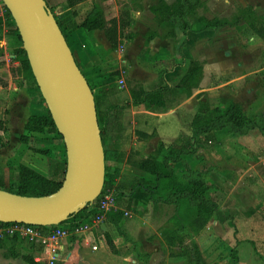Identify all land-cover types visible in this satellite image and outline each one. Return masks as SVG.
I'll return each mask as SVG.
<instances>
[{
    "label": "rangeland",
    "instance_id": "374dc122",
    "mask_svg": "<svg viewBox=\"0 0 264 264\" xmlns=\"http://www.w3.org/2000/svg\"><path fill=\"white\" fill-rule=\"evenodd\" d=\"M159 1L84 0L69 6L67 0H46L47 3L44 0L48 10L52 8L58 18L64 16L70 25L80 23L94 3L100 5L106 25L110 24V20L116 21L118 40L115 47L109 44L103 28L73 29L69 45L75 62L89 80H102L99 77L102 74L106 76L115 72L112 78L120 98H129L130 89L137 86H165L163 94L156 91L154 112H150L147 115L149 119L142 120L140 124L142 130L150 133L143 131L144 135L135 134L133 118L134 115L137 118L138 113L134 114V110L142 107L125 109L123 118L129 139L119 144L124 151V159L118 164L117 182L128 184L141 180L145 184H153V177L136 168L133 162L149 155L158 144L165 149L171 148L172 144L180 141L182 132L189 133L182 119L196 112L201 99H206L212 107L224 106L235 100L246 114H262L264 122V40L257 35L249 36V23L235 18L239 10L251 7L257 14L256 23H264V0H201L203 5L198 8L199 14L208 18H224L230 24L216 29L214 33L194 35L191 43L183 46V55L175 48V38L166 44L157 42L153 46L139 36L143 35L141 32L147 26L154 25L149 7ZM2 13L0 2V79L3 82L0 87V117L7 129L0 130V177L15 187L19 158L50 177L56 161L62 158V149L61 141L52 139V135L46 132H26L31 135L28 143L20 142L24 121L31 114H45L47 106L41 102V94L32 80L16 71L19 61L13 51L12 34L15 31L11 22H5ZM115 49L122 51L126 63L122 56L118 60ZM128 54L132 58L129 59ZM192 60L202 64L199 88L181 101V98L174 97L178 94L175 85ZM89 69L96 71L89 74ZM121 79L122 84L119 83ZM199 90L201 94L196 95ZM165 106V112L170 114L159 116L155 113L165 109ZM155 124L162 133L161 139ZM27 148L47 151L39 153ZM187 162L201 170H208L209 181L216 186L211 193L218 202V211L199 235V247L204 258L217 264H264V132L258 128L246 135L227 129L216 131L211 143L195 142V151L188 155ZM175 170L181 172L179 166ZM60 177L57 175L55 178ZM131 202L120 205L124 211L120 227L108 224L105 219L89 224L91 229L85 233H90V244L82 243L84 233H79L74 239L68 237L65 245L77 240L79 253L68 261L57 260L54 264H183V260L169 257V250L158 231L161 223L152 215L151 207L148 205L145 212L142 204ZM107 236L112 237L117 245L110 247ZM93 245L97 246V250L92 251ZM233 248L237 252L236 261L231 255ZM41 250L38 243L27 240L20 243L23 254L36 257L41 255ZM115 251L118 254H114ZM59 253L62 255V252ZM139 254L147 256L140 257ZM0 264L27 263L21 257L7 261L2 258L1 251Z\"/></svg>",
    "mask_w": 264,
    "mask_h": 264
},
{
    "label": "trees",
    "instance_id": "16d2710c",
    "mask_svg": "<svg viewBox=\"0 0 264 264\" xmlns=\"http://www.w3.org/2000/svg\"><path fill=\"white\" fill-rule=\"evenodd\" d=\"M81 1L84 0H67V4L71 6ZM202 5L201 0H172L170 2L161 0L151 5L149 10L153 16L154 25L149 28L147 39L155 36H160L161 38L174 37L177 40L176 48L181 51L189 36L193 37L196 33L216 30L226 24H230L224 18H208L199 14L198 8ZM2 6L5 22L7 24L11 22L15 31L12 34L14 38L13 45L15 46L13 51L19 61V68L16 71L20 72L23 75L22 77L31 79L39 91L26 52L22 48L21 38L15 23L3 3ZM49 10L53 14L68 45L70 44L73 29L75 27H83L91 30L103 28L111 47L116 46L118 28L116 21L110 20V24L106 25L98 3H94L85 18L75 25H70L69 21L63 18L64 16L58 18L52 8L49 7ZM235 18L236 20L242 18L249 23V30L247 31L249 36L257 35L264 40V23H256L257 14L251 7L239 10V15L235 16ZM120 27H122L121 24ZM1 54L2 51L0 49ZM1 63L0 61V66ZM78 67L80 68L79 65ZM81 72L85 76L82 70ZM114 74L115 72L106 76L102 74L99 77L103 79L100 80L98 78L99 80L96 81L89 80L85 76L94 94L104 152L105 173L101 191L106 188H113L116 194L117 208L109 211L105 220L114 225H120L124 217V211L120 208V205H125V202L130 203L132 201L131 203L134 205L142 204L145 212L148 211L147 207L149 205L152 215L161 223L158 231L169 250L171 259L183 260V264H217L208 262L204 258L195 240V236L205 228L212 216L218 211V202L211 193V189L216 186L209 181L208 170H201L196 165H191L187 162V157L195 151L196 141L206 144L208 142L211 143L215 139L216 131L227 129L238 135H246L250 130L258 128L264 132L262 114H246L240 104L233 100H230L224 106L214 107H211L205 100H199L196 112L192 116L185 115V118L182 119L184 127H187L189 133L182 132L180 141L172 144L171 148L165 149L162 144H158L149 155L138 158L133 162L136 168L153 177V184H145L141 180H135L134 183L128 184L117 182L118 164L124 159V151L119 148V144L129 139L127 126L123 121L124 111L128 107L129 102L134 106L142 104L151 108L157 103L156 91L163 94L165 86L159 85L153 90L132 88L130 91L131 101H129L119 97L117 85L112 80ZM201 76V62L192 60L175 85V88L178 92L189 96L192 89L198 86ZM2 85L3 82L0 79V87ZM41 99V102L45 104L42 96ZM23 129L24 131L20 136L21 144L28 143L30 139L31 135L26 132L31 134L46 132L52 135V139H59L61 141L62 158L56 161L50 177L22 163L19 158L15 187L7 184L3 177H0V188L24 196L40 197L49 195L60 187L65 173L66 155L62 136L57 131L48 109H46L45 114L29 115L24 122ZM0 130H7L1 117ZM135 134L144 135V132L136 130ZM1 145L0 143V147ZM27 149L39 153L47 151V149ZM178 166L183 168L180 173L175 170ZM57 175L61 176L60 179L55 178ZM99 197L86 202L84 208L71 213L59 224L38 226V228L46 233L52 227L59 226L69 230V238L74 239L77 236L74 233L75 228L90 224L93 217L98 214ZM0 224L5 225L7 223L0 222ZM23 240L25 239L20 238L17 234L1 237L0 250L2 251V256L7 259L21 257L27 264H43L35 261V257L32 254H23L20 251V243ZM107 243L110 247H113L112 239L109 236H107ZM231 255L233 260L236 261L237 252L235 248L232 249ZM139 256L146 257L147 254H139Z\"/></svg>",
    "mask_w": 264,
    "mask_h": 264
},
{
    "label": "water",
    "instance_id": "95a60500",
    "mask_svg": "<svg viewBox=\"0 0 264 264\" xmlns=\"http://www.w3.org/2000/svg\"><path fill=\"white\" fill-rule=\"evenodd\" d=\"M1 1L62 136L66 168L60 187L49 195L24 196L0 188V222L57 225L102 190L105 162L94 94L44 0Z\"/></svg>",
    "mask_w": 264,
    "mask_h": 264
},
{
    "label": "built area",
    "instance_id": "2783aa9c",
    "mask_svg": "<svg viewBox=\"0 0 264 264\" xmlns=\"http://www.w3.org/2000/svg\"><path fill=\"white\" fill-rule=\"evenodd\" d=\"M119 83L122 84L123 80L121 79ZM99 196L97 205L98 214L93 217L92 222L90 223L92 225L104 220L106 214L116 207V194L113 188L104 189V191L100 192ZM125 214H127V212H125ZM88 228L89 224H84L75 228L74 233L79 234ZM13 234H17L20 238L25 239L30 243H38L41 246V255L36 256L34 258L35 261H46L48 264H54L55 261L59 260V244L62 239L70 235V231L59 226H54L44 233L36 225L17 222H8L5 225L0 224V238L4 235ZM92 249H97V246L93 245Z\"/></svg>",
    "mask_w": 264,
    "mask_h": 264
},
{
    "label": "crops",
    "instance_id": "0c3cea01",
    "mask_svg": "<svg viewBox=\"0 0 264 264\" xmlns=\"http://www.w3.org/2000/svg\"><path fill=\"white\" fill-rule=\"evenodd\" d=\"M2 14H4V13H2ZM5 20V19H4ZM149 28H151L150 26H147V28H145L144 30H142V32H141V34H143L142 36L141 35H139L140 36V38H143L144 40H145V43H150L151 42V45H156L157 44V42H160V43H167V42H169V40L170 39H172V38H174V37H170V38H161L160 36H155V37H153V38H150V39H147V32H148V30H149ZM215 32V30H208V31H202V32H200V33H196V35H200L201 33H214ZM104 35H105V32H104ZM105 37H106V35H105ZM198 37H200V36H198ZM193 38H194V36H193ZM192 38V39H193ZM106 39H107V37H106ZM136 39H137V37H135V41H136ZM176 39V38H175ZM108 40V39H107ZM118 40V39H117ZM199 40V39H198ZM197 40V41H198ZM109 42V41H108ZM186 43H191V36H189L188 37V41L186 42ZM185 43V44H186ZM110 44V43H109ZM176 45H177V43H176ZM176 45H175V48H176ZM183 48H181V51H178L177 50V48H176V50H177V52L180 54V55H183V50H182ZM111 51V50H110ZM114 52L117 54V57L119 58L118 60H121L120 59V57L122 56L121 55V53H122V51L121 50H119V49H115L114 50ZM126 56H128L129 57V59L130 58H132L131 57V55L130 54H128V55H126ZM122 57H124V56H122ZM196 59V58H195ZM124 63H126V58L124 57ZM119 65H120V67H121V61H119ZM140 69H143V68H140ZM96 71V70H95ZM95 71H91L90 69H89V74H91V73H93V72H95ZM143 71H144V73L146 72L145 71V69H143ZM168 71H170V70H168ZM139 74H141V73H139ZM99 75H101V74H99ZM138 76H140V75H138ZM144 76V75H143ZM112 80H113V78H112ZM199 85V84H198ZM156 87L157 86H151V88H144L143 86H137V87H135V88H143L144 90H153V89H156ZM199 88V86H197V87H195V88H193L192 89V91H191V94L190 95H192V94H194L195 93V89H198ZM132 89V88H131ZM131 89H130V91H131ZM130 91H129V98H124V99H126V100H129V101H131V94H130ZM200 91L201 90H199L197 93H196V95H198L199 93H200ZM176 93H178L177 95H175L174 97H179V98H181L180 100L181 101H184V99L186 98V97H189V96H186V95H184V94H182V93H180V92H177L176 91ZM201 94V93H200ZM123 99V98H122ZM201 100H205V101H207L206 99H201ZM235 101V100H234ZM199 102V101H198ZM208 102V101H207ZM183 103H181V105H182ZM131 106H133V107H142L141 109H138V110H134V114L135 113H138V114H136V116H137V118L135 117V115H134V118H133V121L135 122V131L136 130H141V131H144V132H147V133H150V131H145L144 129L142 130L141 129V121L143 120V122H145L146 120H148L149 119V116H147V115H149L150 114V112L152 113V112H154V110L155 109H153V108H155V105H153L151 108H148V107H145V106H143L142 104L141 105H138V106H134V105H132L130 102H129V105H128V107L126 108V109H128V108H130ZM212 107V106H211ZM165 109H163L162 111H157V112H155V113H157L159 116L160 115H162V114H170V113H168V112H165L166 111V106L164 107ZM170 111V110H169ZM26 121V120H25ZM24 121V122H25ZM123 121H124V118H123ZM142 122V123H143ZM24 125V124H23ZM156 126H157V134H158V137L161 139V131L158 129V124H155ZM23 131H24V129H23ZM23 131H22V133H23ZM166 134V133H165ZM22 162V161H21ZM22 163H24V162H22ZM25 164V163H24ZM28 166V165H27ZM30 167V166H29ZM179 168H181L182 170H183V168L182 167H179ZM35 169V168H34ZM181 170V171H182ZM39 172V171H38ZM42 174V173H41ZM43 175H45V174H43ZM46 176H48V175H46ZM140 202H142L141 200H140ZM116 208H117V205H116ZM115 208V209H116ZM121 208V207H120ZM105 218H106V216H105ZM108 222V224H112L111 222H109V221H107ZM112 225H114V224H112ZM120 225H121V223H120ZM120 225H115V227L117 226V227H120ZM89 229H91L90 227L88 228V229H85L83 232H81V233H84L83 235H82V237H81V240H82V243L83 244H85V245H89L90 244V241H91V239H90V233H89V231H87L86 233H85V231L86 230H89ZM204 230V229H203ZM202 230V231H203ZM201 231V232H202ZM200 232V233H201ZM200 233L199 234H197L196 236H195V240L197 241V243H198V245H199V235H200ZM77 235H79V234H77ZM69 237V236H68ZM68 237H66V238H64V239H62L61 240V242H60V244H59V250H58V253L59 252H62V255H60V253H59V260H63V261H68L69 259H72L73 258V256L76 254V253H79V242L76 240V241H72V243H69V245H71V246H69V245H65L66 244V240H67V238ZM111 239H112V237H110ZM112 243H113V246H114V244H116L117 245V242H115V240H112ZM70 247V248H69ZM117 247V246H116ZM92 248V247H91ZM95 250H97V249H95ZM92 251H94V249H92ZM1 252V251H0ZM63 252H64V254H63ZM114 254H118V251H115L114 252ZM63 257V259H61ZM2 258H4L3 256H2ZM4 259H6L7 261H8V259L7 258H4ZM110 264H112V263H110Z\"/></svg>",
    "mask_w": 264,
    "mask_h": 264
}]
</instances>
